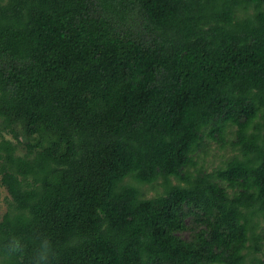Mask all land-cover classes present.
Masks as SVG:
<instances>
[{
	"label": "trees",
	"instance_id": "obj_1",
	"mask_svg": "<svg viewBox=\"0 0 264 264\" xmlns=\"http://www.w3.org/2000/svg\"><path fill=\"white\" fill-rule=\"evenodd\" d=\"M3 188L0 264H264V0H0Z\"/></svg>",
	"mask_w": 264,
	"mask_h": 264
},
{
	"label": "rangeland",
	"instance_id": "obj_2",
	"mask_svg": "<svg viewBox=\"0 0 264 264\" xmlns=\"http://www.w3.org/2000/svg\"><path fill=\"white\" fill-rule=\"evenodd\" d=\"M7 138H11V136L7 135ZM207 151V153H205ZM204 153H201V157L205 158L204 165L207 170L211 171L215 167L221 165V163L227 158V156H230L232 154L231 147H227L225 149H220L219 144L216 142L211 143L208 148L206 147ZM145 193L148 197H152L156 194V190L151 185H147L145 187ZM8 196L7 191L3 188L2 189V199L3 201L0 204V217L6 212V203L5 198ZM260 232L264 231V222H261ZM259 258L264 259V241H262V252L258 255ZM251 259V257H250ZM249 259V262H250Z\"/></svg>",
	"mask_w": 264,
	"mask_h": 264
}]
</instances>
